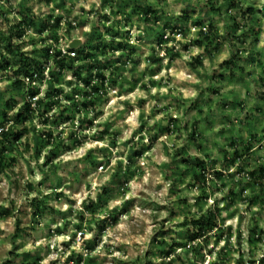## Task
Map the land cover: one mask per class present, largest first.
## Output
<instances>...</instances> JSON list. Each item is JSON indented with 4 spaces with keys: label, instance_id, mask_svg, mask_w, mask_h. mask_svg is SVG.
<instances>
[{
    "label": "rangeland",
    "instance_id": "rangeland-1",
    "mask_svg": "<svg viewBox=\"0 0 264 264\" xmlns=\"http://www.w3.org/2000/svg\"><path fill=\"white\" fill-rule=\"evenodd\" d=\"M4 115L0 264H264V0H0Z\"/></svg>",
    "mask_w": 264,
    "mask_h": 264
},
{
    "label": "trees",
    "instance_id": "trees-1",
    "mask_svg": "<svg viewBox=\"0 0 264 264\" xmlns=\"http://www.w3.org/2000/svg\"><path fill=\"white\" fill-rule=\"evenodd\" d=\"M247 11L248 12H252V9L248 8ZM52 22L53 23L51 25L55 28L58 25L59 18H54ZM23 26H24V21H20L17 24V27H18V29L20 31L17 34L18 37H20L22 34H24ZM47 26H49V23H48V25H43L39 29V32H42V30H44ZM200 34H202V31H200ZM77 50H78L77 51V54H78V52L80 51L79 47H78ZM58 55H59V52L55 51V54H54V57H53V62H54V65L56 66L57 69H56L55 72L51 71V77L52 78H56V80H58L62 76V71H63L65 65L70 66V68L73 66V60H72L73 58H70L68 56L57 58ZM224 64L229 66V65L232 64V62L231 61H226ZM42 69L43 68L41 66H38L37 74L39 75V77L42 76ZM30 72H29L28 69H25L24 74H29ZM14 73H15L14 76H17L16 75V74H18L17 71H14ZM75 76L79 78L80 82L84 83V85H86L89 88V93L90 92H99V90H104V88H105L104 87V83L106 82V78L104 76L100 75V74H97L95 76V79H96L97 82L95 81L94 83H91L92 75H91L90 72L87 73V75H85L83 77H80V73L77 72V73H75ZM13 84L19 85V84H22V81L20 79H16ZM75 90L76 89H73V92H76ZM30 94L33 96L34 94H36V91L34 89L30 88ZM85 94H86V92H85ZM46 96L47 97H52L51 94H48V92H46ZM45 98L46 97H44V98L42 97V98L38 99V101L36 103L37 108H40L43 105V100ZM68 98H70V96ZM54 100L48 101L49 102L48 106H51L52 104H55ZM82 104H83V106L87 107L91 103H90V101L87 100V101H83ZM24 114L25 115H29V117H30V114H31L30 104L27 101L24 104V107L21 108L17 112L16 118L18 120H20L21 118H23ZM42 118H43V113H42ZM70 119L71 118L69 116H66L64 118V121H67V120H70ZM7 122H8V117H6L4 115L3 120L0 122V126L1 127L4 126V124H6ZM43 122L45 124L46 118L43 119ZM23 130H25V129H23ZM44 132L47 133V130H45ZM21 134H22V132H19L16 129H14V127L12 125H9L5 129L0 131V166L3 163L2 154H3L5 143H11L13 141H17L20 138ZM46 140H47L48 143H50V141H49L50 140V136H46ZM263 174H264V170L263 169H259V177L260 178H262ZM254 175H255L254 172H250V173L247 174V176H250V177H254ZM213 218H214L213 213H210L209 216H207V217H205L204 215H201L199 218H197V220L192 221L193 228L191 230H189V232L191 233V236L189 237L190 240L191 241H195L196 239H199V238L203 237L207 232H209L211 230L212 226H214V224H215L212 221ZM162 254L164 256L168 257V256H170V251H168V252L163 251Z\"/></svg>",
    "mask_w": 264,
    "mask_h": 264
},
{
    "label": "built area",
    "instance_id": "built-area-1",
    "mask_svg": "<svg viewBox=\"0 0 264 264\" xmlns=\"http://www.w3.org/2000/svg\"><path fill=\"white\" fill-rule=\"evenodd\" d=\"M167 38V37H165ZM75 39H71L70 41L67 42V44L65 45V47H62V48H57L56 50H50L49 52L53 55L54 57V54H55V51H58L59 52V55L57 58H60V57H65V56H68L70 58H74L76 55H77V48H70L69 47V44L71 43V41H73ZM49 68L48 67H44L43 71H42V80L43 81H46V82H49L52 80V77H50L49 75V72L46 73V71L48 70ZM49 71V70H48ZM49 74V75H48ZM39 79V75L37 74V72H30L29 74H24L20 80H22V82L26 83L27 85H30L32 87L35 86V82L38 81ZM45 95H46V92H45ZM45 96H43L44 98ZM39 98H42V97H32V101H30L31 98H28L29 99V102H32V105H35L36 102L38 101Z\"/></svg>",
    "mask_w": 264,
    "mask_h": 264
},
{
    "label": "water",
    "instance_id": "water-1",
    "mask_svg": "<svg viewBox=\"0 0 264 264\" xmlns=\"http://www.w3.org/2000/svg\"><path fill=\"white\" fill-rule=\"evenodd\" d=\"M80 41L78 39H75L73 41H71V43L69 44L70 48H77L79 46Z\"/></svg>",
    "mask_w": 264,
    "mask_h": 264
}]
</instances>
